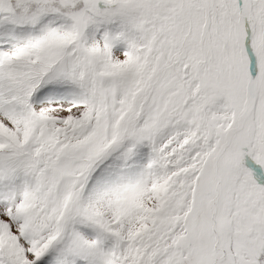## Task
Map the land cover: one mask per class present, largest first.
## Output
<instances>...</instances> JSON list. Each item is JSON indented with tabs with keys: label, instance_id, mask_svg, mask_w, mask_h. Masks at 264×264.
Here are the masks:
<instances>
[{
	"label": "snow or ice",
	"instance_id": "snow-or-ice-1",
	"mask_svg": "<svg viewBox=\"0 0 264 264\" xmlns=\"http://www.w3.org/2000/svg\"><path fill=\"white\" fill-rule=\"evenodd\" d=\"M0 264H264V0H0Z\"/></svg>",
	"mask_w": 264,
	"mask_h": 264
}]
</instances>
